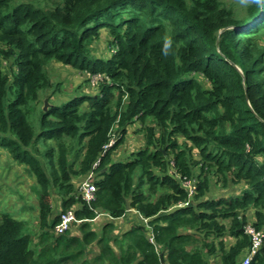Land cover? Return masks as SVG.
<instances>
[{"label": "trees", "instance_id": "16d2710c", "mask_svg": "<svg viewBox=\"0 0 264 264\" xmlns=\"http://www.w3.org/2000/svg\"><path fill=\"white\" fill-rule=\"evenodd\" d=\"M245 1L0 0V146L41 186L37 240L1 214L0 264L242 263L249 213L264 232V0ZM105 33L104 57L93 43ZM55 60L99 75L97 92L44 110ZM136 122L145 146L115 161ZM92 170L87 203L73 179ZM213 178L240 193L210 195ZM51 188L83 220L80 235L54 233ZM101 213L113 220L99 234ZM121 218L132 224L114 234ZM248 264H264V244Z\"/></svg>", "mask_w": 264, "mask_h": 264}, {"label": "rangeland", "instance_id": "374dc122", "mask_svg": "<svg viewBox=\"0 0 264 264\" xmlns=\"http://www.w3.org/2000/svg\"><path fill=\"white\" fill-rule=\"evenodd\" d=\"M233 7L238 9L245 6V0H232ZM261 44L264 45V34L261 36ZM95 54L100 56H107L112 50L108 44L106 33L97 41L93 43ZM52 87L43 96V102L47 99L48 106L53 102H60L71 95L93 94L97 92V82L101 77L99 75H89L82 73L80 70L65 65L59 61H52L47 67ZM56 84H59L60 89L54 90ZM55 91V92H54ZM42 103L38 107H42ZM140 122H136L129 126L125 142L115 151L113 159L115 161H127L128 157L135 151L145 146V132L142 131ZM40 150L43 152L44 146L40 145ZM39 159L44 163L45 159L39 154ZM49 173L48 166L45 167ZM83 177L74 178V185L79 189V183ZM216 183V178L212 179V193L214 197L220 195L230 197L240 193L242 185H231L230 188L222 189ZM40 192L41 186L37 181L36 176L31 171L30 165L19 163L14 160L12 154L5 147L0 146V216L3 212L11 214L18 220L25 221L30 235L33 240H37L40 231ZM160 195L157 193L155 197ZM61 194L56 189L49 190L48 204L52 209V214L61 213ZM141 219V218H140ZM251 223L254 218L249 213ZM113 219L108 214L101 213L97 220L92 222L93 228L100 234L103 226ZM132 224L130 221L124 219L116 222V231L114 234H120L127 226ZM72 234L80 235L78 231V223H75L69 230ZM228 243L232 242V238H228ZM98 252V248L93 246L89 248V256L92 257ZM209 264H221L220 257H213L209 260Z\"/></svg>", "mask_w": 264, "mask_h": 264}, {"label": "built area", "instance_id": "2783aa9c", "mask_svg": "<svg viewBox=\"0 0 264 264\" xmlns=\"http://www.w3.org/2000/svg\"><path fill=\"white\" fill-rule=\"evenodd\" d=\"M97 164L98 163H95V166ZM95 176H96V173L92 170L83 179H81L79 183V189H78L79 194L81 198L87 203H90L91 201L95 199V195H96L95 193L97 190V187L95 184V179H96ZM186 185L189 186L190 193H193L194 187L190 185L189 182H186ZM99 215L96 218H98ZM139 217L143 219V217L141 216ZM144 220L146 221V219ZM82 221L83 220L77 218L74 210H67L65 212H61L60 220L54 226L53 231L57 235L64 234L66 231H69L75 223L79 224ZM244 231L250 237L251 246L247 250L246 255L244 259L242 260L241 264H248L253 259V257L258 253V251L262 248L264 244V232L262 230L260 231L256 229L255 226L251 223L247 224L244 227ZM150 240H152V238H150ZM161 264H165V263L162 261Z\"/></svg>", "mask_w": 264, "mask_h": 264}, {"label": "clouds", "instance_id": "9594fccd", "mask_svg": "<svg viewBox=\"0 0 264 264\" xmlns=\"http://www.w3.org/2000/svg\"><path fill=\"white\" fill-rule=\"evenodd\" d=\"M171 44H172V41H171L170 38H169V39H166V40L164 41V44H163V47H162V51H163L164 55H168V53H169V49H170V47H171ZM129 210H130V209H129Z\"/></svg>", "mask_w": 264, "mask_h": 264}, {"label": "crops", "instance_id": "0c3cea01", "mask_svg": "<svg viewBox=\"0 0 264 264\" xmlns=\"http://www.w3.org/2000/svg\"><path fill=\"white\" fill-rule=\"evenodd\" d=\"M136 215H137V214H136L134 211H131V212L128 213L126 216H127V219H128V218H131V219H133L134 221H136V220H137V217H138V216L136 217ZM97 219H98V218H97ZM97 219H96V220H97ZM121 219H123V218H121ZM121 219H118V220H121Z\"/></svg>", "mask_w": 264, "mask_h": 264}, {"label": "water", "instance_id": "95a60500", "mask_svg": "<svg viewBox=\"0 0 264 264\" xmlns=\"http://www.w3.org/2000/svg\"><path fill=\"white\" fill-rule=\"evenodd\" d=\"M48 105H49V104H48V102H47V99H45L43 109L46 110V109L49 107ZM126 207H127V210L130 209L128 203H127V206H126ZM161 261H163V259H162V254H161Z\"/></svg>", "mask_w": 264, "mask_h": 264}]
</instances>
